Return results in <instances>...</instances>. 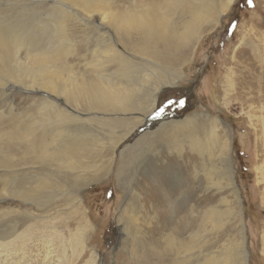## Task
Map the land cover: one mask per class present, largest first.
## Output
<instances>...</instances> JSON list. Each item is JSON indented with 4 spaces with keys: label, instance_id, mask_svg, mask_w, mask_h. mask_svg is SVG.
Masks as SVG:
<instances>
[{
    "label": "bare ground",
    "instance_id": "bare-ground-1",
    "mask_svg": "<svg viewBox=\"0 0 264 264\" xmlns=\"http://www.w3.org/2000/svg\"><path fill=\"white\" fill-rule=\"evenodd\" d=\"M14 1L18 5L0 7V102L5 103L8 86L42 92L48 98L23 115L14 114V109H7L6 115L0 110V198L42 208L51 196L63 197V191L79 196L82 173L97 167L106 146L112 154L111 167L118 145L158 107L161 89L176 85L177 74L167 69L186 63L192 42L219 22L233 0H226L222 11L215 0H44L48 7L40 14L43 18H33L40 0ZM203 23L207 24L200 29ZM175 55L180 61H174ZM59 100L72 110L60 108ZM78 110L84 116L76 117ZM113 114L123 118H94ZM127 115L136 120H128ZM218 126L205 114L172 120L153 125L123 149L116 168L118 196L126 192L125 178L137 158L153 155L144 161L140 180L129 184L120 210V219L127 220L120 233L137 234L132 241L142 244L140 251L145 245L146 254L153 256L156 251L149 254L147 250L153 244L185 258L175 264L193 260L196 264H248L244 231L241 241H232L218 259L203 255L200 241H159L162 228L150 217L160 208L163 188L171 187L169 180L173 182L172 173H176L191 194L197 181L208 183L209 179L221 192L228 190L234 200H224L223 219L238 213L241 220L233 162L228 142L216 134ZM118 127L123 129L116 134ZM90 155L94 162L84 164ZM201 173L205 181L199 179ZM8 215L1 214L0 221ZM219 216H214V226L222 220ZM139 223L146 244L139 241L135 229Z\"/></svg>",
    "mask_w": 264,
    "mask_h": 264
},
{
    "label": "rangeland",
    "instance_id": "rangeland-1",
    "mask_svg": "<svg viewBox=\"0 0 264 264\" xmlns=\"http://www.w3.org/2000/svg\"><path fill=\"white\" fill-rule=\"evenodd\" d=\"M40 1L37 2L40 8L33 18H39L43 8L48 7L47 2ZM225 1L215 0L217 10L227 7ZM12 3L15 1L0 0V7L3 4L11 7ZM221 3L224 4L221 6ZM219 18L217 24L209 25L195 42L189 44L186 63L173 70L167 69L169 73L177 74L176 85L161 89L158 107L118 145L111 167L108 164L112 154L106 146V154L97 161V167L82 173L79 196L63 191V197L51 196L42 208L18 199L0 198V215L9 213L4 221H0V264H175L185 259L153 244L147 250L149 254L155 251L156 254L148 255L145 245L140 251L142 244L139 246L135 244L138 241H132L137 234L120 233L121 228L127 226V220L120 219V210L125 205L128 187L139 179L141 170H145L144 161L153 159V155L139 154L125 178L126 192L119 196L116 168L123 149L153 125L199 114L216 120L219 125L216 134L228 142L227 151L240 193L241 220L238 213H233L228 221L223 219L224 200L232 203L234 200L228 190L221 192L209 179L208 183L197 181L191 194L182 179L172 173L171 187L163 182L166 186L160 208L150 214L162 228L159 241H168V244L169 241H200L203 255L219 259L232 241H241L240 232L244 231L247 263L264 264V0H233ZM206 24L203 23L200 29ZM175 60L180 61V57L175 55ZM10 65L14 66L13 63ZM8 87L4 92L5 103L0 102V110H5V115L7 109L23 115L26 109L48 98L42 92ZM57 105L60 108L68 106L63 100ZM70 107L66 108L71 111ZM82 112L78 110L76 117L84 116ZM127 116L124 117L128 120H136L132 115ZM94 118L117 121L123 116L96 115ZM122 129L116 128L115 133ZM90 157L83 163L94 162V156ZM105 168H108L107 173ZM200 178L205 181L202 173ZM134 188L137 191V187ZM206 213L209 220H205ZM215 215L222 218L216 226L213 223ZM135 229L139 241L146 244L142 225L139 223ZM191 264L196 263L193 260Z\"/></svg>",
    "mask_w": 264,
    "mask_h": 264
}]
</instances>
